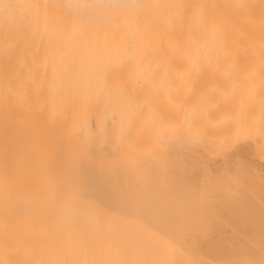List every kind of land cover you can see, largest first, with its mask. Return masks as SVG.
<instances>
[{"label": "bare ground", "instance_id": "bare-ground-1", "mask_svg": "<svg viewBox=\"0 0 264 264\" xmlns=\"http://www.w3.org/2000/svg\"><path fill=\"white\" fill-rule=\"evenodd\" d=\"M260 184L264 0H0V264H264Z\"/></svg>", "mask_w": 264, "mask_h": 264}, {"label": "rangeland", "instance_id": "rangeland-1", "mask_svg": "<svg viewBox=\"0 0 264 264\" xmlns=\"http://www.w3.org/2000/svg\"><path fill=\"white\" fill-rule=\"evenodd\" d=\"M229 149L232 148V144H228ZM223 185V190H225L224 192H221V195L224 196V200H227V205L229 203V205H231L233 203L234 200V189L236 187V183L235 180H231V179H226L225 181H212V186L210 188L215 189V188H219ZM260 187H256L254 185L250 186L247 185L245 186L246 189L248 190H254V192H249V194L247 195V197H249L252 193H257V198H256V204H259V207H255L253 209V211L258 213V210H260V212L262 214H264V184H260ZM258 202V203H257ZM255 203V202H254ZM252 203V204H254ZM230 210V208H229Z\"/></svg>", "mask_w": 264, "mask_h": 264}]
</instances>
